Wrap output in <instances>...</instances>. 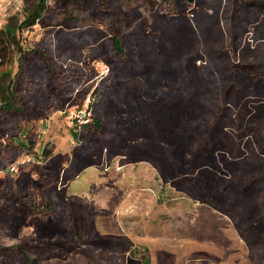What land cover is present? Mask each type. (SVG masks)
Returning <instances> with one entry per match:
<instances>
[{
    "label": "rangeland",
    "instance_id": "1",
    "mask_svg": "<svg viewBox=\"0 0 264 264\" xmlns=\"http://www.w3.org/2000/svg\"><path fill=\"white\" fill-rule=\"evenodd\" d=\"M241 1L119 0L116 13L137 8L142 17L136 21L132 14V25L119 23L116 15L114 22L94 20L102 31H121L134 49H142L135 45L140 36H159L160 55L166 58L163 65L145 63L143 72L129 67L132 90L123 97V108H115L105 97L97 100L95 91L110 75L105 54L93 59L88 49L76 51L57 65L62 85H74L67 102L42 111L31 107L25 118L9 117L10 133L0 139V264H145L142 250L149 264H159L142 240L145 233L159 231L178 252L164 263L185 264L193 253L182 240L197 228L220 225L232 227L242 241L254 260L246 264H264V41L241 34L233 46L231 24L243 13ZM37 2L26 0L25 6ZM44 5L33 28L17 31L23 47L36 46L61 18L60 0ZM14 12L8 9L5 18L25 15ZM153 12L174 26L159 29L164 38L151 27ZM233 63L235 76L229 74ZM17 66L18 54L10 47L0 72L13 75ZM211 70L222 89L220 111L200 102ZM181 71L188 77L184 86ZM5 114L0 111V117ZM95 114L108 130L91 139L97 163L87 164L82 134L94 133ZM134 128L137 135L117 134H135ZM209 143L206 158L202 149ZM43 148L53 153L47 160L38 157ZM180 157L188 163L176 170ZM53 159L61 164L58 177L37 173L42 161ZM245 182L253 189H245ZM57 195L70 226L85 227L82 239L57 233L48 221Z\"/></svg>",
    "mask_w": 264,
    "mask_h": 264
},
{
    "label": "trees",
    "instance_id": "2",
    "mask_svg": "<svg viewBox=\"0 0 264 264\" xmlns=\"http://www.w3.org/2000/svg\"><path fill=\"white\" fill-rule=\"evenodd\" d=\"M22 1L24 5H22L21 11H24V17L20 19L18 16L10 15L6 18L5 24L0 26V60L6 59L10 47H13L18 54L17 71L13 75L10 71L0 72V111H3L4 114L6 113L4 116L0 117V139L3 136L6 137L10 133V131L7 130L8 126H6L10 124V118L15 120L16 117H27L29 115V108L31 107H35L37 110L42 111L52 107H61L62 104L68 101L69 94L67 93L73 91L74 85L68 83V81L62 85L59 81V77L63 74L57 68V65L59 62H63L71 53L88 49L93 59L99 58L101 55L105 54L107 63L110 67V75L102 80L100 85L96 86L95 91L99 93L97 95V100H103L101 97H105L104 100L110 104L112 103L115 108H123V97L132 90L130 78H127L129 67L135 65L139 72H143L148 63L161 64L166 58V56L163 57L162 54L160 55L161 51L158 48L160 37L155 34L151 36L145 34L146 38L144 39L140 36V42L138 43V40H135L137 42L135 45L142 46V49H134V47L130 45V42H128L129 40L126 35L122 34L121 31L109 26V28L111 27L112 29V33H108L102 31L97 25L93 24L96 19L108 18L109 21H113L116 15L119 23L127 25V22H129V25H132V14H135L136 21L142 17L140 10L137 8H133L132 12L122 11L121 13H116L115 10L120 7L119 0H60L62 6L61 18L47 27V30L43 33L42 38L37 42L36 46L29 48L23 47L22 41H20L17 35V31L25 27L30 29L36 25L44 11L45 0H38L35 6L29 7L28 9L25 6L26 0ZM238 6L244 8V10L243 13L236 18V22L231 24V39L233 46L237 47L239 43L238 37L241 34H249L251 41H264V0H242ZM150 17L152 20V29H155L158 35L161 34L162 38H164L162 32L168 27L174 29L173 24L162 19L158 12L151 13ZM16 19L20 20V24H16ZM249 25L252 27L250 28ZM159 29L162 32H160ZM138 37L139 34L136 33L135 39H138ZM127 47L132 50L128 51ZM144 49H146L147 52H144ZM148 52L152 55L149 56L150 54ZM226 53L227 52H225V55L231 57L230 54ZM194 56L195 55H193V58ZM182 57L184 58L183 62H185V56ZM161 65H163V63ZM181 65L184 66L183 64ZM232 66L233 67L229 70V74L235 76V63H233ZM24 73L26 74L23 75ZM181 73L185 75V79H182L181 84L184 86L187 83L188 77L187 74H183V71H181ZM206 76L209 77L206 79L204 90L207 89L206 92H208V94L206 95L204 91L205 95L200 102L208 106V108H217L218 111H220L222 106L218 99L222 89H220L219 84L216 83L212 70L210 74H206ZM110 88L112 90H110ZM201 90L203 91V89ZM105 106L106 104L104 107ZM92 118L95 129L94 133L82 134L86 139L87 145L83 146V148H88L86 152L87 156L84 159L87 164L97 163L96 159L91 158V155L95 154L93 151L94 148L89 147L92 145L91 139L98 137L99 133H104L108 130L107 128L104 130V124L100 118L98 119L96 114L94 117L92 116ZM212 125L213 123L209 124L207 131L210 143L214 138V127H212ZM133 131L135 134L123 130L117 131V134L123 138H126L128 134L130 136L137 135V128H134ZM75 135L77 136V134ZM210 143L207 144L208 146L206 145V148L202 149V151L207 153L203 155V157L209 158L208 153H210L212 147ZM81 153L85 152L81 151ZM52 155L53 153L50 149L43 148L41 155L38 157L47 160L48 157ZM168 156H171V154ZM14 163L16 162L14 161ZM42 163V170H38V174L47 173V177L53 179L54 177H58L61 164L57 159H53L49 164H45V161H42ZM174 163L177 167L175 169L180 170V168L183 167V163H188V161L180 157L174 161ZM251 184L252 183L245 182L244 188L248 190L253 189ZM56 201L55 206L50 208L51 217L48 221H51L57 233L71 232L73 233L70 237L71 240L75 239V241H77L79 238L82 239L84 234L82 231L85 230V227L74 228L70 226L71 222L69 219L60 212L64 209V205H61L58 195ZM85 223L84 225L88 227ZM59 243L61 244L62 242ZM109 243L112 245L113 242ZM61 245L64 244L62 243ZM142 252L146 254L144 258L145 264H149L147 252L143 250Z\"/></svg>",
    "mask_w": 264,
    "mask_h": 264
},
{
    "label": "crops",
    "instance_id": "3",
    "mask_svg": "<svg viewBox=\"0 0 264 264\" xmlns=\"http://www.w3.org/2000/svg\"><path fill=\"white\" fill-rule=\"evenodd\" d=\"M200 234L203 239L197 237ZM209 235H212V238L208 239L205 237ZM194 236L188 237L181 242L182 245L188 242V251L193 253V259L189 260L192 262L185 264H246L254 262L253 259L248 257L246 250L242 246V241L237 238L232 227L227 225L205 226L202 229L197 228ZM217 237L220 239H216ZM167 238L160 231L153 234L145 233L142 238L147 247L152 249L151 252H154V260L159 262V264H172V261L164 263V257L168 258V255L173 254V256H176L178 254L172 248L173 242ZM180 250L179 247L178 251ZM173 264L176 263L173 262Z\"/></svg>",
    "mask_w": 264,
    "mask_h": 264
},
{
    "label": "built area",
    "instance_id": "4",
    "mask_svg": "<svg viewBox=\"0 0 264 264\" xmlns=\"http://www.w3.org/2000/svg\"><path fill=\"white\" fill-rule=\"evenodd\" d=\"M22 5V0H0V26H3L6 22L8 16L5 18V13L8 9H12L15 12L21 11ZM10 170H14V166H11Z\"/></svg>",
    "mask_w": 264,
    "mask_h": 264
},
{
    "label": "water",
    "instance_id": "5",
    "mask_svg": "<svg viewBox=\"0 0 264 264\" xmlns=\"http://www.w3.org/2000/svg\"><path fill=\"white\" fill-rule=\"evenodd\" d=\"M191 1V0H190Z\"/></svg>",
    "mask_w": 264,
    "mask_h": 264
}]
</instances>
